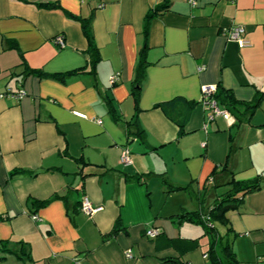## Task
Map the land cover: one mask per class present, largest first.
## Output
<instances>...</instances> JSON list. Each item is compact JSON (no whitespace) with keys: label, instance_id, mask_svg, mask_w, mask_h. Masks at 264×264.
<instances>
[{"label":"crops","instance_id":"crops-1","mask_svg":"<svg viewBox=\"0 0 264 264\" xmlns=\"http://www.w3.org/2000/svg\"><path fill=\"white\" fill-rule=\"evenodd\" d=\"M160 5L164 11L148 24V65L134 115L130 90L144 17ZM89 17L100 58L94 76L85 69L61 83L22 75V63L48 75L87 67V43L74 18ZM234 26L244 28L246 45L227 38ZM57 36L63 48L54 43ZM203 85L219 86L246 103L263 95L239 125L219 105L226 115L204 129ZM6 89L25 96L0 99V241L26 243L31 261L7 257L4 264H161L178 256L167 241L202 235L195 225L169 219L189 202L196 207L187 192L172 189L192 184L200 194L205 186L221 185L228 179L219 172L225 163L236 181L264 177V0H0V93ZM106 99L120 116L116 123ZM171 101L164 111L155 108ZM181 119L183 135L177 136ZM129 121L142 129L144 142L126 145ZM124 148L130 152L127 166L119 163ZM82 197L99 210L83 214ZM34 200L49 202L33 209ZM226 217V240L238 264H264V188L244 196ZM116 218L126 234L108 237ZM199 244L181 260L207 264V239Z\"/></svg>","mask_w":264,"mask_h":264},{"label":"trees","instance_id":"trees-1","mask_svg":"<svg viewBox=\"0 0 264 264\" xmlns=\"http://www.w3.org/2000/svg\"><path fill=\"white\" fill-rule=\"evenodd\" d=\"M41 8H52L53 5H39ZM166 6L160 5L157 6L147 12L144 17V29H143V38L144 44L142 48L138 52L137 62L134 69V77L131 83L130 97L133 103L134 115L139 112L138 103L140 99V85L145 77V68L148 63L146 61V39L148 33V24L150 21L158 16L161 12L164 11ZM80 25V29L83 37L86 40L87 48L84 53L87 55L88 64L87 67L76 69L74 71H70L65 74H54L48 75L42 73L41 71H34L28 69L23 63L24 70L22 75L26 76H34L38 79H52L58 82L63 83L65 78L71 75H77L81 73H85V69H87V73L94 76L95 68L98 64L100 58L98 55V51L93 43V39L90 33V20L91 18L79 19L74 18ZM215 93L212 98L216 101L218 105H220L223 109H225L231 116L236 120L237 125L243 120V118H248L254 112L255 109L259 107L260 101L262 99L263 93H257L254 99L251 102H240L236 101L230 94L229 91L222 90L219 86L215 87ZM175 101V100H173ZM161 103L155 105V108H162L163 111L173 102ZM167 107H164L166 106ZM106 112L109 115L110 119L116 123L120 120V116L116 113L113 105L111 104V99H106ZM185 119H181L179 122H176L178 127L177 136L183 135V126L185 123ZM125 138L126 145H128L132 140L137 139L140 142H144V132L142 129L138 127L135 122L129 121L125 122ZM229 142V151L227 154V158H229V153L231 151L232 145V137L230 136L228 139ZM79 164L87 165L83 162L81 158L76 159ZM16 171L14 173H18ZM219 172L225 173L228 176V179L225 183L216 186H224L226 187V191L221 195H213V199L210 204H206L203 206L205 197L209 190V187L205 186L200 196L191 197L192 200L196 201L197 210L194 212H184L169 217L170 220H173L175 224L187 223L192 225L201 226L202 235L196 239H178L173 241H167L168 244L173 245L178 251V256L175 258L165 259L161 261V264H186L181 260V256L186 252H189L193 249L200 247L199 240L204 237L207 239V247L203 251V256L207 264H238V261L235 257V254L232 250L231 244L226 240V235L231 232L228 226V220L226 214L230 211L238 209L243 201V197L247 194H251L254 192H258L264 188L262 184L264 182V177L256 176L255 178L247 181H236L233 178V173L229 170L227 163L221 166ZM217 174L216 169H214L209 178H213ZM140 176H135L134 179L139 181ZM161 182L165 185H168L165 177L161 175ZM172 191H184L189 192V185L184 187H177L172 189ZM54 198H60L59 196H55ZM49 200L38 201L34 200L31 202L33 209H38L44 207ZM218 224L222 227L226 228V233L220 235L215 225ZM120 231H124L126 234V230L122 228L121 222L119 218H116L111 231L108 233L109 236H113ZM7 257H13L14 259L21 261H31L30 251L26 243L22 241L12 242V241H0V264H4V261ZM24 257V258H23Z\"/></svg>","mask_w":264,"mask_h":264},{"label":"built area","instance_id":"built-area-1","mask_svg":"<svg viewBox=\"0 0 264 264\" xmlns=\"http://www.w3.org/2000/svg\"><path fill=\"white\" fill-rule=\"evenodd\" d=\"M244 34V28L242 26H234L232 27L227 33L226 36L229 40L235 41L239 46L246 45V42L243 41L242 36ZM54 43L59 47H64V42L61 36H57L54 38ZM199 70H202L200 68ZM118 74H114L110 77V84L113 85L117 82ZM216 88L212 85H203L200 87V101L199 104L204 109L205 112H207V115L205 117L203 128L206 129L207 126L217 117L226 115V111H222L219 108V105L216 103V101L212 98L213 94L215 93ZM25 96V92L23 90H11L6 89L4 92L0 93V99H11V100H20ZM73 115L80 119H86V116L74 112ZM100 124V121H98ZM119 163L122 166H127L131 164L130 159V152L124 148L121 152ZM80 210L83 214L86 216H90L92 213L99 210V208H94L91 206L90 202L86 197H82L80 201ZM32 219L34 221H37L38 218L36 216H32ZM146 235L150 238H154L156 234L152 231H147ZM126 258L130 259V253H126Z\"/></svg>","mask_w":264,"mask_h":264},{"label":"rangeland","instance_id":"rangeland-1","mask_svg":"<svg viewBox=\"0 0 264 264\" xmlns=\"http://www.w3.org/2000/svg\"><path fill=\"white\" fill-rule=\"evenodd\" d=\"M71 178H72V177H71ZM150 179H151V181H155L154 183H156V185H157L158 180H157L156 177H152V178H150ZM191 185H192V184L189 185V188H190V189H189V192H187V193H188V195H189V199H190V201H194V200H192L191 197H193V195H194V197H198V196H200V195H199V193L196 191V188H195L196 186H195V185H192L193 187H191ZM152 187H153V185L151 184L150 188L152 189ZM211 188H212V191H213L212 196L215 195V194H217V195H221V194H223V193L226 191V187H224V186H215V185H212V184H211V185L209 186V190H210ZM161 196H162V194L158 192L157 199H156L158 205L162 204ZM178 202H180V201L178 200ZM191 203H192V202L187 203V206H183V205H182V206H183V207H182L183 210H180L179 212H181V211H184V212H194V211H196V210L198 209L197 206L194 208V206L191 205ZM178 210H179V209H178ZM186 224H187V223H186ZM191 225H192V224H191ZM195 226H197V225H195ZM197 227L201 228L200 225L197 226ZM215 228H216L217 232H218L220 235H222V233H223V231H224V227H222V226L216 224V225H215Z\"/></svg>","mask_w":264,"mask_h":264}]
</instances>
